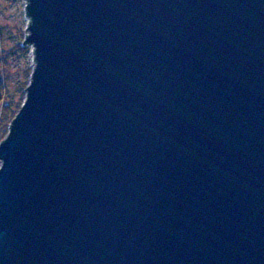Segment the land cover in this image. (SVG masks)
Here are the masks:
<instances>
[{
    "label": "water",
    "instance_id": "water-1",
    "mask_svg": "<svg viewBox=\"0 0 264 264\" xmlns=\"http://www.w3.org/2000/svg\"><path fill=\"white\" fill-rule=\"evenodd\" d=\"M25 1L0 264H264V0Z\"/></svg>",
    "mask_w": 264,
    "mask_h": 264
},
{
    "label": "rangeland",
    "instance_id": "rangeland-1",
    "mask_svg": "<svg viewBox=\"0 0 264 264\" xmlns=\"http://www.w3.org/2000/svg\"><path fill=\"white\" fill-rule=\"evenodd\" d=\"M27 24L25 0H0V74L12 90L27 79L34 66L33 48L23 43Z\"/></svg>",
    "mask_w": 264,
    "mask_h": 264
},
{
    "label": "trees",
    "instance_id": "trees-1",
    "mask_svg": "<svg viewBox=\"0 0 264 264\" xmlns=\"http://www.w3.org/2000/svg\"><path fill=\"white\" fill-rule=\"evenodd\" d=\"M1 42L0 35V44ZM30 75L31 73L28 74L27 79L16 90H12L7 86L4 77L0 74V142L7 135L9 126L24 101Z\"/></svg>",
    "mask_w": 264,
    "mask_h": 264
}]
</instances>
